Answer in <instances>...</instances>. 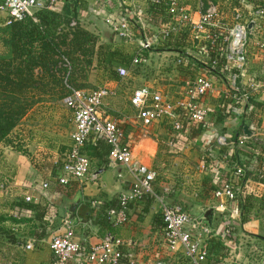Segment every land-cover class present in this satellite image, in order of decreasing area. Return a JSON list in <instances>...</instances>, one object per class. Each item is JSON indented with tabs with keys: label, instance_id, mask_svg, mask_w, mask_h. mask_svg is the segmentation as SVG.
<instances>
[{
	"label": "crops",
	"instance_id": "crops-1",
	"mask_svg": "<svg viewBox=\"0 0 264 264\" xmlns=\"http://www.w3.org/2000/svg\"><path fill=\"white\" fill-rule=\"evenodd\" d=\"M77 1L76 11L80 21H84L82 17L85 15L90 16L92 20L100 18L104 25L108 18L114 19L115 22L128 21L136 38L160 28L147 13L149 0ZM163 1L167 4V0ZM177 1L192 22H196L201 13L197 2ZM216 2L218 16L213 21L216 28L206 27L207 35L225 32L232 24L235 9H240L245 17H249L251 11L256 8L254 4L240 8L236 0ZM0 16L4 17L2 13ZM169 20L168 17L167 21ZM188 30L189 44L184 49L185 54L191 60L205 64L208 56L202 49L207 48L206 44L210 42L206 39L191 40ZM113 34L117 42H107L110 50L120 43L119 40H126ZM162 43L143 53H140L138 48L136 53H117L118 66L124 67L128 72L133 68L138 70L136 72L139 73V78H134L131 86H127L116 71L112 77L101 56L93 59L88 79L95 87L106 88L112 92V95L104 100L103 111L123 131L133 158L156 172L152 185L155 196L145 195L130 202L126 211V222L117 227L112 226L106 221L105 206L114 200L118 201L120 195L131 192L132 179L129 173L123 166L111 163L108 159L107 165H104L89 158L90 171L98 175L95 182L71 179L67 185H60L57 165L63 160L71 144V135L74 132L72 115L69 118L67 108L63 104L64 109L55 116L41 114L36 117L29 112L9 133L6 141L0 143V182L7 181L11 186L9 192L0 190V215L7 217L6 221L0 223V264H47L51 258L50 238L61 222L68 220L69 208L76 201L78 205L71 222L74 239L80 244L81 253L68 264H95L87 261L83 253L102 243L105 238L120 240L119 249L123 259L119 264H188L180 251L174 253L168 248L158 197L169 205L181 204L197 220L210 209V224L202 226L208 227L214 235L215 231L223 230V222L236 229L234 238L221 239L225 256H219L216 263L207 258V264H264V182L249 179L242 188V194L237 196H251L253 199L251 211L247 214L248 219L243 223L240 212L236 211V202L229 201L225 196L215 195L225 176H230L234 165L238 166V162H252L250 151L243 145L235 147L240 153L238 157H234L229 144L220 146L216 142L218 137H224L229 143L232 142L233 136L243 134L242 108L225 120L215 122L214 112L221 106V98L226 102L231 100V97H224L228 91V75L224 78L212 77L213 88L202 99V105L208 113L204 122L214 125L190 140L183 136L176 142L171 140L169 131L172 130L171 124L176 117L167 116L160 122L144 127L137 118L136 110L129 104L131 91L143 86L152 88L171 101L183 97L185 84L189 81L183 77V69L189 71V67L183 66L181 70L172 66V70L168 69L169 58L173 55L178 58V54L165 49L159 50L166 41ZM260 43H264L262 20L251 29L246 50L247 63L240 72L237 84L240 88L238 96L244 95L246 99L250 97L257 105L262 104V107L253 109L258 125L246 120L245 127L264 144V51L258 47ZM138 52L142 58L134 65L132 61ZM152 60L158 64V71L154 69L146 74L149 70L147 66L150 67ZM152 72L160 78H152ZM168 73L172 78L166 79ZM192 74L191 79L204 73L201 69L194 68ZM244 105L246 106V101ZM247 107L250 111L253 106L249 104ZM93 142V136H90L84 145L85 154L90 152L89 148ZM213 146L214 150H211ZM43 183L47 184L44 190L41 188ZM33 185L36 186V191H32ZM27 196L32 197L31 202H25L24 198ZM22 204L44 209V217L39 215L40 212L37 216L35 210L30 209L22 211L19 215L17 211L23 209L19 206ZM2 230L8 232L9 239L13 241H9L2 234ZM28 242L33 244L31 250L25 249Z\"/></svg>",
	"mask_w": 264,
	"mask_h": 264
},
{
	"label": "built area",
	"instance_id": "built-area-1",
	"mask_svg": "<svg viewBox=\"0 0 264 264\" xmlns=\"http://www.w3.org/2000/svg\"><path fill=\"white\" fill-rule=\"evenodd\" d=\"M0 13L4 15L0 26L10 25L13 22L21 21L26 17L34 15L43 9H49L58 0H1ZM159 0H155L157 3ZM201 13L196 22H192L190 16L180 7L177 0H170L164 4L170 20L164 22L159 19L157 24L160 27L155 32H146L140 38L135 35L129 27L128 21L115 22L114 19H106L105 23L110 30L119 37L135 39L140 53L151 50L162 42L167 41L172 33L181 29H186L190 33L193 41L206 39L211 45L216 47L219 56L223 55L226 64L237 70L238 73L228 74V86L225 98L230 99L243 108L247 100L244 95L238 96L240 88L237 80L247 63V45L251 29H254L262 17H264V2L257 6L249 17H245L240 9H235L232 24L225 32L206 34L205 28H216L213 21L218 16V4L216 0H195ZM240 8L253 5L248 0H236ZM263 21V20H262ZM251 25V26H250ZM70 27L76 26V21L72 20ZM250 26V27H249ZM264 51V43L258 44ZM203 53L209 55V50L203 48ZM137 53L133 58V64L140 62L142 55ZM209 59V56H208ZM177 63H180L178 60ZM212 64H215L213 61ZM61 66L70 69L69 63L62 58ZM117 75L124 79L129 72L124 67L116 68ZM66 95L62 98V104L71 112L74 132L71 135V144L63 158L57 165L59 168L58 183L67 185L71 179L87 180L95 182L98 175L90 171V160L85 155L84 145L88 138L93 134L100 135L109 145L107 159L111 163L123 166L132 179V189L129 194H122L118 197L119 209H111L107 212V220L114 226H120L126 222V211L128 204L134 200L141 199L145 195L155 196L153 193V182L156 172L138 163L132 154L130 145L125 139L123 131L117 123L103 111L104 100L112 95L106 88H97L91 91L76 89L68 85L64 78ZM213 88L212 77L206 74H199L186 82L183 97L174 101L168 100L161 93L155 92L152 88L143 86L131 91L129 104L136 110L137 118L144 127H149L153 123L160 122L167 116H174L176 120L171 124L173 132L180 130L181 123L178 117L191 122H204L207 118V110L202 105V99ZM249 139L259 141L251 135L246 137L244 134L237 137L239 145H243ZM216 142L220 146L229 144L232 148L234 142L227 143L224 137H218ZM260 142V141H259ZM246 172L240 166L234 165L228 179L222 182L221 188L215 193L216 196H225L233 202L249 179L262 180V175L249 174L245 180ZM32 191H36V186H31ZM47 187L43 183L41 188ZM10 184L7 181L0 182V190L10 191ZM157 199V198H156ZM25 202H31L32 197L24 198ZM160 203L161 220L165 228V241L172 252L180 251L188 264H207L208 239L214 234L208 227H203L197 219H194L179 204L169 205L158 197ZM200 230L198 233H195ZM195 235H194V234ZM121 242L118 239L105 238L87 251L84 257L87 261L95 264H119L121 258ZM32 242L25 244L26 250H31ZM51 258L47 264H68L77 258L81 253V246L74 239V228L70 220L65 219L55 230L49 241ZM164 264V263H156Z\"/></svg>",
	"mask_w": 264,
	"mask_h": 264
},
{
	"label": "trees",
	"instance_id": "trees-1",
	"mask_svg": "<svg viewBox=\"0 0 264 264\" xmlns=\"http://www.w3.org/2000/svg\"><path fill=\"white\" fill-rule=\"evenodd\" d=\"M154 1L149 0L147 13L152 16L154 23H157L159 19L166 22L169 16L164 6L165 1L159 0L157 3ZM169 1L167 0L166 3H169ZM248 1L256 7L261 6L264 2V0ZM77 2V0H58L49 9L37 12L34 17H26L10 25L0 26V46L2 49L0 51V143L6 141L9 133L18 125L34 104L42 101L44 95L49 94L53 98L62 100L67 93L64 78H66L67 83H74L77 87L79 80L85 81L92 68L93 59L100 57V52L97 51L98 47H96L97 37L83 28L78 22ZM71 3L74 5L73 10L70 8ZM261 19L264 21V17ZM72 20L76 21V26L73 28L69 26ZM187 40V29H181L176 33L170 34L165 45L161 46L159 50L165 49L176 52L178 54L176 60L180 61L178 68L182 70L183 66H185L184 68L189 67V74L192 77L194 68H199L202 73L214 78H224L228 74L238 73L237 70L226 64L223 55L219 56L216 52V47L208 43L206 47L209 50V59H207L205 64L197 60H191L184 51L189 44ZM62 48L64 50L61 53L69 63V70L60 67L62 59H60L59 52ZM108 49L110 50V47ZM116 55L118 54L115 52L109 53V58ZM101 60L103 61V59ZM212 61L215 64H212ZM185 71L183 69V73L187 72ZM230 101L226 102L223 97L221 98V106L214 112L215 122L225 120L226 117L232 116L240 109L238 103ZM249 104L253 106L250 111L248 110L249 107H247ZM260 106L262 107V104L257 105L250 97H247L246 106L243 105L242 108V127H245L246 120L249 123L258 125L253 109ZM178 121L181 123L180 130L177 132L169 131V136H171L173 142L179 140L181 136L190 140L204 133L211 125H214L211 122H191L183 118V115L178 117ZM239 133L240 131L237 132V134ZM91 136H93L94 142L89 148L90 152L85 155L88 158L99 161L101 164L107 165L109 145L100 135L93 134ZM237 137H232L234 147L231 151L234 153V157H238L240 153L235 148L239 145ZM243 147L250 151L249 157L252 162H238V166L242 167L246 172V177H243L242 180H245L249 174L254 173L256 176L262 175L261 181L264 182V144L249 139L243 144ZM211 150H214V146ZM228 177L226 175L225 180ZM235 202L236 211L240 212L241 222L243 223L248 219L247 214L251 211L253 199L251 196L242 195ZM19 206L23 208L17 211L19 215L22 214V211L30 209L35 210L37 216L38 212H40L39 215L42 218L44 217L45 210L39 209L38 206L23 204ZM111 209H119L117 200L105 206V213L107 214ZM183 209L185 208L183 207ZM6 220L7 217L0 215V223ZM11 221L14 220L11 219ZM223 223V230L220 232L215 231V237L208 239L207 258L215 263L219 261V256L222 258L225 256V247L221 239L234 238L236 230L229 223ZM2 234L9 239L8 232L2 230ZM9 241H13V239H9ZM122 259L123 257L121 256L120 261Z\"/></svg>",
	"mask_w": 264,
	"mask_h": 264
},
{
	"label": "rangeland",
	"instance_id": "rangeland-1",
	"mask_svg": "<svg viewBox=\"0 0 264 264\" xmlns=\"http://www.w3.org/2000/svg\"><path fill=\"white\" fill-rule=\"evenodd\" d=\"M3 16H0V21H2V18ZM84 19V21H80L78 19V22L79 24L84 28V27H87L89 28V30H86L89 31L90 33L94 34V36L97 37V44H96V47H98L97 51L100 52V56L102 57L103 61L105 60L104 63H106V66L109 67V70H110V73L113 76H115L114 74V71L113 68L115 69L116 67H118L119 65V61L116 59V58H119L118 56H114V57H110L109 58V53H113L115 52L116 54L117 53H136L137 52V45H136V41L135 39H127V40H119V44H116V46L113 48V50H109L108 46L109 44H107V42H112V40L116 41L115 40V36L114 34L111 32V30L109 29V27H107V25L105 24H102V21L100 20V18L98 19H95V20H92L90 18V16H87L85 15L84 17H82ZM75 27V26H74ZM73 28V27H71ZM118 39V38H117ZM117 42V41H116ZM115 44V43H114ZM108 47V48H106ZM251 49V48H250ZM1 46H0V51H1ZM63 48L62 50H60L59 54H60V59H62V57L64 59H66V57H64L62 55L61 52H63ZM103 53V54H102ZM122 55V54H121ZM62 56V57H61ZM176 56L173 55L169 58L168 62L170 64V67L168 69H171L172 70V66H177L178 68V65L176 64ZM195 61V60H194ZM152 63L150 64V67L147 66V68L149 70H147L146 74H148L151 71H158L156 70V67L158 66V64H156L153 60L151 61ZM157 62V60H156ZM171 62V63H170ZM176 64V65H174ZM137 65V64H136ZM164 66V65H162ZM62 67V66H60ZM167 68V67H166ZM179 69V68H178ZM174 70V69H173ZM138 70H135L134 68L129 72V75L127 77H125L123 80L127 83V86H131L132 85V80L134 78H139L138 76V72H136ZM90 73L91 71L88 73V78L85 80V81H80L79 80V85L77 87V85H75L74 83H69L68 82V85L71 86V87H75L76 89H81V90H86V91H89V90H94L96 89L97 87H95L93 83L91 82H88V79H89V76H90ZM154 72H152L153 74ZM190 72L187 71L186 73H184L183 77L185 79H191L192 78V75L189 74ZM141 74V73H140ZM169 76L166 77V79H169V77L172 78V75H170V73H168ZM196 77V76H195ZM91 78V77H90ZM144 78V77H142ZM154 79L156 78H160V76H156V74H153V77ZM82 85V87H81ZM66 89V87H65ZM58 96V95H57ZM41 102V103H40ZM38 103H40L38 106L36 104H34L27 113H32L34 116H39L41 114H44V115H48V114H51V115H56L57 113H59L60 111H62L64 109V106L62 105V102L61 100L57 99V98H53L51 97L49 94L48 95H44L43 96V99L42 101H40ZM36 105V106H35ZM66 109V108H65ZM31 110V111H30ZM26 113V114H27ZM66 113L67 115H69V118H71V114L70 112L66 109ZM22 120V119H21ZM47 125V124H46Z\"/></svg>",
	"mask_w": 264,
	"mask_h": 264
},
{
	"label": "water",
	"instance_id": "water-1",
	"mask_svg": "<svg viewBox=\"0 0 264 264\" xmlns=\"http://www.w3.org/2000/svg\"><path fill=\"white\" fill-rule=\"evenodd\" d=\"M70 8H71V10H73V8H74L73 3L70 4ZM243 134L246 137H251L252 132L248 129V127H243ZM77 205H78V202L76 201L75 203H72V205L70 206L69 211H68V220L71 221V220L74 219L75 209H76ZM210 214H211V210L210 209L206 210L205 213H203L201 215V217L198 219L199 224H201V225H205V224L209 225L210 224V221H209V215Z\"/></svg>",
	"mask_w": 264,
	"mask_h": 264
}]
</instances>
